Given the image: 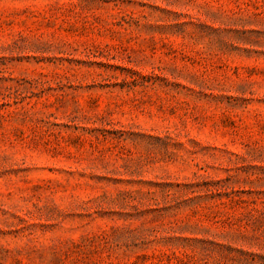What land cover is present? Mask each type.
<instances>
[{
	"label": "rangeland",
	"instance_id": "374dc122",
	"mask_svg": "<svg viewBox=\"0 0 264 264\" xmlns=\"http://www.w3.org/2000/svg\"><path fill=\"white\" fill-rule=\"evenodd\" d=\"M0 264H264V0H0Z\"/></svg>",
	"mask_w": 264,
	"mask_h": 264
}]
</instances>
